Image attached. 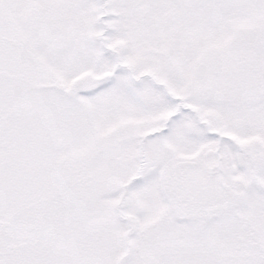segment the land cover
I'll return each mask as SVG.
<instances>
[{"label":"snow or ice","instance_id":"6c2138e0","mask_svg":"<svg viewBox=\"0 0 264 264\" xmlns=\"http://www.w3.org/2000/svg\"><path fill=\"white\" fill-rule=\"evenodd\" d=\"M0 264H264V0H0Z\"/></svg>","mask_w":264,"mask_h":264}]
</instances>
